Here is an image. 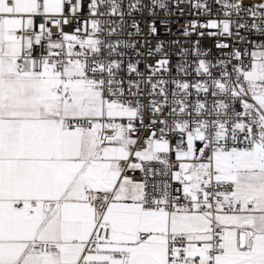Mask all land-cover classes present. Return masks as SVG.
Instances as JSON below:
<instances>
[{"label": "snow or ice", "instance_id": "obj_1", "mask_svg": "<svg viewBox=\"0 0 264 264\" xmlns=\"http://www.w3.org/2000/svg\"><path fill=\"white\" fill-rule=\"evenodd\" d=\"M0 264H264V0H0Z\"/></svg>", "mask_w": 264, "mask_h": 264}, {"label": "built area", "instance_id": "obj_2", "mask_svg": "<svg viewBox=\"0 0 264 264\" xmlns=\"http://www.w3.org/2000/svg\"><path fill=\"white\" fill-rule=\"evenodd\" d=\"M86 12H87V9L85 7V14H86ZM182 24H183V20H181L180 23L178 25H176V27H180V26H182ZM165 38H166L165 33H164L163 29H161V39H165ZM202 43L205 44L206 46L211 47L213 44V41L211 39H205L202 41Z\"/></svg>", "mask_w": 264, "mask_h": 264}]
</instances>
